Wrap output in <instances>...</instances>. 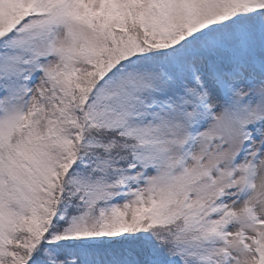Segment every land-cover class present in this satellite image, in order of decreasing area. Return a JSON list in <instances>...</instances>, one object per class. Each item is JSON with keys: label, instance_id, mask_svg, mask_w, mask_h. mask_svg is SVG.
<instances>
[{"label": "snow or ice", "instance_id": "snow-or-ice-1", "mask_svg": "<svg viewBox=\"0 0 264 264\" xmlns=\"http://www.w3.org/2000/svg\"><path fill=\"white\" fill-rule=\"evenodd\" d=\"M0 264H264V0H0Z\"/></svg>", "mask_w": 264, "mask_h": 264}]
</instances>
